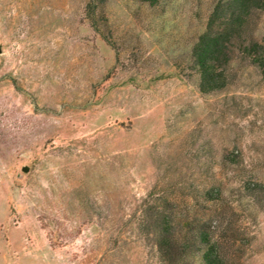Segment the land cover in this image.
I'll use <instances>...</instances> for the list:
<instances>
[{
  "label": "rangeland",
  "instance_id": "1",
  "mask_svg": "<svg viewBox=\"0 0 264 264\" xmlns=\"http://www.w3.org/2000/svg\"><path fill=\"white\" fill-rule=\"evenodd\" d=\"M220 1L0 0V264H165L163 211L226 264H264V76L244 52L264 12L206 94L193 48Z\"/></svg>",
  "mask_w": 264,
  "mask_h": 264
},
{
  "label": "trees",
  "instance_id": "2",
  "mask_svg": "<svg viewBox=\"0 0 264 264\" xmlns=\"http://www.w3.org/2000/svg\"><path fill=\"white\" fill-rule=\"evenodd\" d=\"M264 12V0H222L213 9L206 31L200 35L193 48V58L201 76L202 93H213L227 87V68L231 64L233 47L246 33L253 12ZM244 52L253 56V61L262 69L264 76V46L254 39L242 42ZM241 43V44H242ZM264 192V187L262 188ZM208 192L207 201H221ZM153 235L158 253L165 264H187L190 256L201 255V264H226L220 244L205 228L198 225L188 231L173 225L175 218L166 212L154 218ZM184 233H180V232Z\"/></svg>",
  "mask_w": 264,
  "mask_h": 264
},
{
  "label": "water",
  "instance_id": "3",
  "mask_svg": "<svg viewBox=\"0 0 264 264\" xmlns=\"http://www.w3.org/2000/svg\"><path fill=\"white\" fill-rule=\"evenodd\" d=\"M2 52H3V49L0 47V54H2ZM22 171L24 172V173H28L29 171H30V167L29 166H24L23 168H22Z\"/></svg>",
  "mask_w": 264,
  "mask_h": 264
}]
</instances>
